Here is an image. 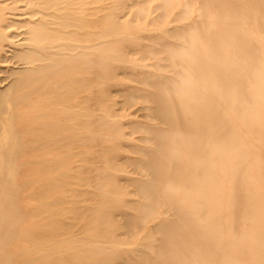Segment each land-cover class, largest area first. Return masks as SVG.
Returning <instances> with one entry per match:
<instances>
[{
  "label": "bare ground",
  "instance_id": "1",
  "mask_svg": "<svg viewBox=\"0 0 264 264\" xmlns=\"http://www.w3.org/2000/svg\"><path fill=\"white\" fill-rule=\"evenodd\" d=\"M27 4L24 24L3 26L0 4V264H264V0H160L151 19L139 4L138 24L78 16L75 0ZM13 24L26 36L7 57ZM113 62L136 71L125 104L146 111L129 126L141 134L134 199L108 163L125 136L111 106L100 96L106 117L75 111ZM103 143L92 155L106 173L77 180L92 188L77 194L75 146ZM85 194L90 205L76 206ZM66 213L94 243L76 254Z\"/></svg>",
  "mask_w": 264,
  "mask_h": 264
},
{
  "label": "rangeland",
  "instance_id": "2",
  "mask_svg": "<svg viewBox=\"0 0 264 264\" xmlns=\"http://www.w3.org/2000/svg\"><path fill=\"white\" fill-rule=\"evenodd\" d=\"M135 1L136 0H75L74 11L78 16H83L84 18L89 19L105 18L104 15L109 12L113 16L115 15L119 20L133 24L140 23L141 18L135 14L136 9L138 8L137 5L139 4L146 5L148 12L147 19H151L160 12V9L156 8V5L160 2V0H141V2ZM1 3H3L5 7H7V9H3L1 12L3 13L4 17H6V19H4L5 21H2L1 23L2 26L6 25L7 20H9V22L12 21L14 23L24 24L25 19L29 18L28 13L35 8L31 5H28L27 0H0V4ZM176 10L177 8L174 11ZM19 24H13L7 29L3 30L6 38L4 39L5 41L2 38L1 44L4 49L3 55L7 57H10L12 55L11 52L16 50L15 48L19 46L15 42L19 40L21 41L23 35L26 36L24 32L27 27H20ZM173 25L174 22L171 21L167 23L166 26L168 28H171ZM99 28H101V26H99ZM142 42L147 44L149 40L147 38H143ZM130 56L134 58L133 60H141V54L139 52L133 51L131 52ZM14 60L15 59H12L11 63L5 64L6 66H3L2 68L8 70V72H10L11 69L17 70L18 65L15 63ZM151 62L152 61L150 58H145V60L142 61L143 64H146V70L150 68L149 64ZM113 64H115L116 68L112 78L105 82H96L97 85L104 84L103 94H100L96 91V84H94L92 90L78 93L77 95H75V111H81L84 114L90 116V120L98 116L106 117L107 113L98 109V106L95 103V99L100 96H104L103 105L111 106V111L114 114L113 119H117V121L122 124V132L125 134V136L124 138H119L117 143L116 141H113L114 144H117V148L115 150V155L113 159H110L108 163L112 164L113 166L116 165L122 169L121 171L115 172V178L118 183H120L124 187L127 179L135 177V174L133 173V164L130 163V160L128 159L136 157V154L131 151V147L140 145L139 138L141 136L139 132H134L131 134V128L129 126L133 123L145 121L146 111L144 109L143 104L141 103V100H136L132 105L125 104L124 98L127 94H125L126 92L124 93L123 90L127 88L129 89L130 87L140 86L132 81V75L136 73V71H132L130 68L123 67L121 63L113 62ZM5 74L6 73H0V77L6 76ZM8 81V78L3 81L2 84H0V89L5 88L7 86ZM89 98H91L92 100L89 101ZM85 133L89 136H98L101 134L100 131L96 132V130H86ZM106 145L107 143H103L101 144V146L96 145L93 148H89L88 146L84 145L81 146L78 144L77 146H75V153L83 152L81 155L75 157V183L81 178L88 177L89 180H93L98 174L106 173L105 167L107 161H105L103 157L98 156L97 154L96 157L92 155V152L96 150L98 151L102 146ZM88 184L91 185L92 183L88 182ZM125 187L128 194L124 197L126 199H134L135 195L133 193V188L131 186ZM91 190L92 188H89L88 185H81L80 183L75 184V192L77 194H81L82 192H88ZM88 199V194H85L83 197L77 198L78 203L76 204V206H89L90 200ZM64 216V221L66 222V224L72 222L70 216L67 213ZM73 224L75 227L73 228L71 234L74 237V243H72L71 245L74 246L76 254V252L80 248H87L88 246H92L94 243H90L88 239L83 235L81 226L78 222L75 221V223ZM133 245L134 243L120 244V246L124 247H132Z\"/></svg>",
  "mask_w": 264,
  "mask_h": 264
}]
</instances>
